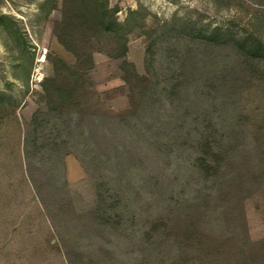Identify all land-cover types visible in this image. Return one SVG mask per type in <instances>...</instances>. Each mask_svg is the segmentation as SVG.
Segmentation results:
<instances>
[{
	"label": "rangeland",
	"instance_id": "rangeland-1",
	"mask_svg": "<svg viewBox=\"0 0 264 264\" xmlns=\"http://www.w3.org/2000/svg\"><path fill=\"white\" fill-rule=\"evenodd\" d=\"M244 62L251 65L244 76L251 86L239 95V111L215 108L214 131L200 109L187 117L184 131L190 136L184 143L174 129L156 132L161 120L153 111L123 127L138 136L141 153L167 145V155H157L163 163L160 184L146 182L124 156H100L87 168L93 157L89 123L102 129L111 116L130 117L138 109L140 83L150 80L159 94L182 78L185 64L195 70L194 95H205L219 71ZM181 111H168L169 121H177ZM80 115L86 116L83 123ZM239 130L240 148L256 147L264 161V5L0 0V264H203L198 247L217 248L214 264H264L262 162L252 159L251 166L261 175H243L245 190L250 180L258 181L242 200L243 190L230 188L227 198L228 189L220 186L234 175H205L196 163L204 133L212 131L210 139L221 145L233 142ZM31 175L45 183L43 199ZM64 179L72 207H86L102 194L103 222L71 215L64 200L61 221H48L43 210L49 212L50 195ZM55 204L52 209L59 200ZM189 208L201 214L199 233L178 259L179 232L188 226L182 216Z\"/></svg>",
	"mask_w": 264,
	"mask_h": 264
},
{
	"label": "trees",
	"instance_id": "trees-1",
	"mask_svg": "<svg viewBox=\"0 0 264 264\" xmlns=\"http://www.w3.org/2000/svg\"><path fill=\"white\" fill-rule=\"evenodd\" d=\"M261 45V44H260ZM263 47V46H261ZM188 53L193 54V52L188 51ZM249 53V51H248ZM247 58V57H246ZM93 64V63H92ZM251 65L247 64L246 62L242 63L241 66L238 65H228L224 70L219 71V75L217 74V79L213 78L211 80L213 83L210 84L211 91H215L213 94L210 95L211 91H208L209 94L205 95H194V90L196 87V83H194L192 75L194 74V68L185 66V64H181L180 66V74L182 78L180 80L174 81L169 87H163L161 89V93L154 92V85L151 83L150 80H147L146 82L140 83L138 86V103L137 107L138 109H135L130 117H120L119 119H116L115 117L111 116L110 119L107 121H104L103 128L98 129L95 123H89V126L86 125L85 127H89L87 136L91 139V150L88 149V151L93 152V157L90 159V162H87V168L89 166L92 168L93 166H96L97 163L95 162L97 159L99 160L100 156L102 158L104 156H109L113 158H120L124 156V159L126 161L125 165H132L140 168L141 173L143 174L145 181L149 182L150 184H154L157 186V184H160L159 180L162 179L161 173H163V163L159 159L157 155H160V152H163V157H165L166 149L168 148L167 145L163 146L161 144H155L152 154L151 152L149 154L147 153H141L138 146V136L132 134V133H126L127 131H130V129H127V131H124L123 127L129 126L132 121H134V118L137 119L138 116L143 117V113L145 111H153L155 113V117L159 116V126L161 129L156 132H164L165 134L169 133L170 130L174 129V131H178L179 137L182 138L183 141L180 140V143H184L186 140L188 141V136H190V131L185 132V123H187V117L190 115L191 112H195L197 110H203L204 117L208 116V126H211L214 131L216 129L218 123L214 120L215 116V108L217 111L224 112L234 107L238 111L239 109V95L243 94L246 90L249 89L251 86L250 84V78L245 79V73L250 71ZM198 86V85H197ZM196 93V92H195ZM167 104V112L164 114L163 112L160 113V110L163 109L164 105ZM174 107L181 108L182 114L180 113V116L177 121H169V118L171 115H169L168 111L173 109ZM203 107V108H202ZM209 109V110H208ZM213 109V111H212ZM211 111V112H210ZM85 115L79 116V121L83 123L85 119ZM241 119V118H240ZM224 120V118H223ZM137 122V121H136ZM239 122V121H238ZM84 125V124H83ZM122 127V128H120ZM247 127V126H246ZM245 127V128H246ZM88 129V128H87ZM98 129V130H97ZM101 130V131H100ZM106 131V132H105ZM212 131L211 133H204V136L200 138L198 145L202 148V156L197 157L196 163L201 172H203L205 175H234L230 176V178L224 179V181L220 184V186H223L225 189H228L224 192L225 196L231 197L232 193L230 192L231 189H240L243 190L241 193H239V196H241V200L243 199L244 192H250L252 191L251 186H256L257 183L255 181L258 179V177L250 180V183H247L249 185L247 187V190H245L243 187L246 184L247 175H261V172H256L260 174H256L254 170V167L252 168V159L257 163V165H261V162L263 164L264 168V161L260 160L259 153L256 147H250L249 149L243 150L240 148L241 145H238L242 143L240 140L242 139L243 131L236 132V137H234V141L231 143H222L217 144L212 139H210V136L212 137ZM189 132V133H188ZM242 132V133H241ZM183 133V134H182ZM140 138V137H139ZM180 138V139H181ZM178 139V141H177ZM179 142V138H175V142ZM94 143V144H93ZM93 144V145H92ZM163 146V147H162ZM161 150V151H160ZM168 153V152H167ZM211 158L212 161L216 165H209V159ZM101 160V159H100ZM99 160V162H101ZM261 161V162H260ZM260 162V163H259ZM139 165V166H138ZM254 165V164H253ZM262 167V166H261ZM260 169V168H259ZM261 170V169H260ZM264 170V169H263ZM127 171V169H126ZM126 171L125 174H126ZM243 175H245L243 177ZM38 175H31L34 185L38 188V194H40V197L43 199V194L41 192V189L44 187V182L39 181ZM124 176V175H123ZM37 177V178H35ZM50 182H55L54 177L48 178ZM163 180L165 181V177H163ZM162 180V181H163ZM166 181L170 183L169 178L166 177ZM258 181V180H257ZM100 184V183H99ZM98 184V186H100ZM153 185V186H154ZM68 186L67 179H64L63 184L61 182L60 185L57 184L55 193H53L52 200L55 203L59 200V206L58 208H53L52 206V200L50 201V207L49 212L46 211V208L43 210V213L45 214V217L48 219L49 222H51V217L56 219L58 222L61 221L59 218L62 217V214H66V210L62 208L61 201L64 200L69 205L68 207H71L70 214H74L77 217H86L87 219L95 220L103 222L104 218L101 216L102 213V207L105 206V201L103 203V199L100 200V196L102 194L96 193L95 194V202H90L86 204V207L83 208H75L72 207L71 201H68V198L66 197V191ZM101 187V186H100ZM102 188V187H101ZM220 193V191H219ZM218 193V194H219ZM244 193V194H243ZM241 194V195H240ZM38 196V195H37ZM58 196V197H57ZM63 196V197H61ZM222 196V194H219V198ZM59 198V199H58ZM66 198V200H65ZM93 200V201H94ZM56 205V204H55ZM191 208L185 214L182 216L184 217V221L187 218L188 219V226L185 225L184 231L179 232V249L176 252V256L178 259H180L179 254L181 255V258L184 255L185 248L189 247L190 240L194 236H196L199 233L197 222L200 218L197 208L190 211ZM76 210V211H74ZM52 216H51V215ZM77 214V215H76ZM86 215V216H84ZM178 218V217H177ZM107 219V218H106ZM178 219L175 220L173 225H176V222ZM186 223V222H185ZM174 228V227H173ZM187 243V246L185 244ZM198 247V255L201 263L203 264H214L215 262L213 259L219 256V252H217V248L210 247V248H203ZM66 252H64L65 255V261L67 262V258H69V254L71 251L69 249H65ZM68 254V255H67ZM63 255V256H64ZM72 255V254H71ZM70 255V256H71ZM216 256V257H215ZM206 259V260H204ZM69 261V259H68ZM68 263V262H67ZM70 263V262H69Z\"/></svg>",
	"mask_w": 264,
	"mask_h": 264
},
{
	"label": "crops",
	"instance_id": "crops-1",
	"mask_svg": "<svg viewBox=\"0 0 264 264\" xmlns=\"http://www.w3.org/2000/svg\"><path fill=\"white\" fill-rule=\"evenodd\" d=\"M252 4L264 5V0H248Z\"/></svg>",
	"mask_w": 264,
	"mask_h": 264
}]
</instances>
